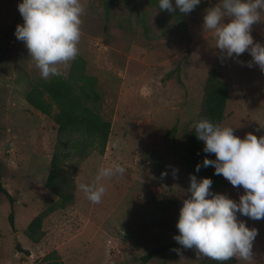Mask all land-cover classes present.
<instances>
[{
    "label": "rangeland",
    "instance_id": "374dc122",
    "mask_svg": "<svg viewBox=\"0 0 264 264\" xmlns=\"http://www.w3.org/2000/svg\"><path fill=\"white\" fill-rule=\"evenodd\" d=\"M82 2L78 54L97 77L99 110L111 123L110 133L102 154L93 151L75 161L76 168L63 164L69 174L76 169L74 200L46 216L45 234L35 243L24 233L32 216L55 198L44 182L56 124L25 101L31 84L43 77L15 36L16 25L23 23L19 0H0L1 181L15 198L12 228L10 202L0 192V262L10 259L5 264L27 259L15 254L16 242L32 254L30 262L55 248L65 264H139L141 255L170 242L190 195L181 164L187 131L211 68L229 86L221 124L235 127L241 137L249 131L264 135V72L255 63L247 66L252 59L247 51L238 59L218 58L215 37L203 28L206 9L218 0H201L189 14L160 10L158 0ZM253 29L254 41L264 43V22ZM70 63L61 66V75L67 76ZM114 164L126 171L102 181L101 202H91L79 185L94 182L100 167ZM243 191L228 181L217 192L238 200ZM239 218L259 234L252 258L236 257L235 264H264V220ZM203 257L177 243L149 264H196Z\"/></svg>",
    "mask_w": 264,
    "mask_h": 264
},
{
    "label": "clouds",
    "instance_id": "9594fccd",
    "mask_svg": "<svg viewBox=\"0 0 264 264\" xmlns=\"http://www.w3.org/2000/svg\"><path fill=\"white\" fill-rule=\"evenodd\" d=\"M200 3L201 0H158V8L189 14ZM18 10L23 23L16 25V39L25 44L43 78L61 75V66L74 60L79 52L85 11L82 0H19ZM260 22H264V0H218L203 16V28L211 30L215 37L218 58L238 59L247 51L252 58L247 66L255 63L264 72V43L254 41L252 35L253 26ZM195 136L203 141L205 153L215 155L197 162L195 172L213 166L215 175H222L233 187L244 191L236 200L213 191L211 177L198 179L190 174V195L179 209L178 233L173 239L184 248H195L199 254L220 262L233 257L248 260L253 256L259 229L239 217L264 220V135L258 137L249 131L241 137L235 127L201 118L195 123ZM125 171L121 164L102 166L94 182L81 183L79 188L88 200L99 203L106 192L102 181Z\"/></svg>",
    "mask_w": 264,
    "mask_h": 264
},
{
    "label": "trees",
    "instance_id": "16d2710c",
    "mask_svg": "<svg viewBox=\"0 0 264 264\" xmlns=\"http://www.w3.org/2000/svg\"><path fill=\"white\" fill-rule=\"evenodd\" d=\"M106 28L107 26H105ZM96 87L97 77L87 72L86 59L78 54L74 60H71L67 76H51L49 79L38 78L25 94V101L29 105L49 116L56 124V140L50 159V168L44 182V186L55 198L45 203L27 223L25 233L32 242H39L45 234L42 228L43 219L51 212L66 207L74 200L73 172L76 169H73L69 174L61 169L63 164L69 161L76 168L77 162L75 161L81 160L93 151L100 154L104 152L111 123L100 114L101 94ZM228 91V83L219 77L216 68H211L204 82L200 109L195 114L187 131L185 149L181 157L188 185L190 174L193 173L198 179L204 176L211 177L213 180L212 189L215 192L228 185L226 178L214 174L213 166L201 167L199 172H195V165L197 162H202L205 156L215 158L214 153L203 151V141L198 140L195 136V123L201 118H208L221 124ZM1 165L0 158V192L10 202L11 211L8 221L13 228L15 198L2 184ZM177 233L178 229L176 228L172 232L170 242L141 255L139 264H149L151 258L173 248L177 244L173 236ZM15 247L27 254L30 253L28 250H23L18 242ZM236 262V257L220 262L204 256L196 264H235ZM37 264H65V262L54 248L44 253Z\"/></svg>",
    "mask_w": 264,
    "mask_h": 264
},
{
    "label": "crops",
    "instance_id": "0c3cea01",
    "mask_svg": "<svg viewBox=\"0 0 264 264\" xmlns=\"http://www.w3.org/2000/svg\"><path fill=\"white\" fill-rule=\"evenodd\" d=\"M253 30H254V29H253ZM48 215H49V214H48ZM48 215H47V216H48ZM33 216H34V215H33ZM33 216H32V217H33ZM45 218H46V217H45ZM45 218H44V219H45ZM44 219H43V220H44ZM42 223H43V221H42ZM24 235H26V233H24ZM27 237H28V236H27ZM23 238H25V236H23ZM23 238H22V239H23ZM26 239H28V241L30 240L29 238H26ZM30 242H32V241L30 240ZM16 243H17V242H16ZM16 243H15V244H16ZM23 247L26 248L25 246H23ZM22 252H23V251H21V250H19V251L17 250V251L15 252V254H17V256H19V255L21 254V255H22L23 257H25V258H26L28 255H30V254H26L25 252H24V253H22ZM22 256H19V257H22ZM12 257H13V256H12ZM23 259H24V258H23ZM23 259L19 261L20 264H22L21 262L24 261ZM9 261H10V259L7 258V259H5L4 261L0 262V264H5V262L8 263ZM29 262H30V261H29ZM32 264H37V263H32Z\"/></svg>",
    "mask_w": 264,
    "mask_h": 264
},
{
    "label": "built area",
    "instance_id": "2783aa9c",
    "mask_svg": "<svg viewBox=\"0 0 264 264\" xmlns=\"http://www.w3.org/2000/svg\"><path fill=\"white\" fill-rule=\"evenodd\" d=\"M31 255H32V254L28 255V256L26 257L27 259H26L25 261H22L21 263H22V264H29V263H34V261H33V260H31V262H29V260H28V258H30V257H31Z\"/></svg>",
    "mask_w": 264,
    "mask_h": 264
}]
</instances>
